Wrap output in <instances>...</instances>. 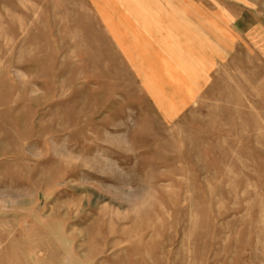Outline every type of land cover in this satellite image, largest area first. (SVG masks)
Returning a JSON list of instances; mask_svg holds the SVG:
<instances>
[{
  "label": "rangeland",
  "instance_id": "rangeland-1",
  "mask_svg": "<svg viewBox=\"0 0 264 264\" xmlns=\"http://www.w3.org/2000/svg\"><path fill=\"white\" fill-rule=\"evenodd\" d=\"M0 264H264V0H0Z\"/></svg>",
  "mask_w": 264,
  "mask_h": 264
},
{
  "label": "crops",
  "instance_id": "crops-1",
  "mask_svg": "<svg viewBox=\"0 0 264 264\" xmlns=\"http://www.w3.org/2000/svg\"><path fill=\"white\" fill-rule=\"evenodd\" d=\"M185 26H186V28H187V27L189 28V25H188V24H185ZM180 28H181V27H180ZM190 28H191L194 32H196L197 35L201 36V33H200V31H199L198 29H196V28H194V27H191V26H190Z\"/></svg>",
  "mask_w": 264,
  "mask_h": 264
}]
</instances>
